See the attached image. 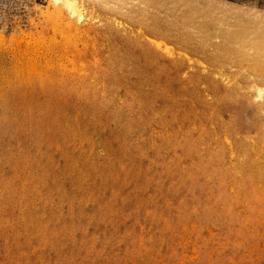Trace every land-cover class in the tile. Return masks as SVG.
Instances as JSON below:
<instances>
[{"label":"rangeland","instance_id":"rangeland-1","mask_svg":"<svg viewBox=\"0 0 264 264\" xmlns=\"http://www.w3.org/2000/svg\"><path fill=\"white\" fill-rule=\"evenodd\" d=\"M263 50L264 0H0V264H264Z\"/></svg>","mask_w":264,"mask_h":264},{"label":"bare ground","instance_id":"bare-ground-1","mask_svg":"<svg viewBox=\"0 0 264 264\" xmlns=\"http://www.w3.org/2000/svg\"><path fill=\"white\" fill-rule=\"evenodd\" d=\"M220 5V4H219ZM219 12V11H218ZM130 14V13H129ZM132 15V14H131ZM149 21V20H148ZM147 23V22H146ZM192 25V24H191ZM178 26V25H177ZM199 40V39H198ZM206 44V43H205ZM250 48V47H249ZM259 48V47H258ZM264 51V50H263ZM212 52V51H211ZM258 52V51H257ZM254 59V58H253ZM201 131V130H200Z\"/></svg>","mask_w":264,"mask_h":264}]
</instances>
